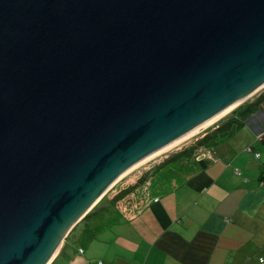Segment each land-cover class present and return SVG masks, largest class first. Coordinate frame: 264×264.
<instances>
[{"label": "water", "instance_id": "95a60500", "mask_svg": "<svg viewBox=\"0 0 264 264\" xmlns=\"http://www.w3.org/2000/svg\"><path fill=\"white\" fill-rule=\"evenodd\" d=\"M263 85L264 0H0V264Z\"/></svg>", "mask_w": 264, "mask_h": 264}, {"label": "crops", "instance_id": "0c3cea01", "mask_svg": "<svg viewBox=\"0 0 264 264\" xmlns=\"http://www.w3.org/2000/svg\"><path fill=\"white\" fill-rule=\"evenodd\" d=\"M179 149L116 187L150 177L154 199L142 212L117 207L118 191L103 196L50 264H257L264 256V87Z\"/></svg>", "mask_w": 264, "mask_h": 264}, {"label": "built area", "instance_id": "2783aa9c", "mask_svg": "<svg viewBox=\"0 0 264 264\" xmlns=\"http://www.w3.org/2000/svg\"><path fill=\"white\" fill-rule=\"evenodd\" d=\"M257 155L259 154L257 153ZM150 186V177H147L142 183L133 187H122L117 193L115 192V195H118L116 198L117 207L127 214H139L154 199ZM128 188L131 190L125 192ZM257 264H264V256L258 258Z\"/></svg>", "mask_w": 264, "mask_h": 264}, {"label": "rangeland", "instance_id": "374dc122", "mask_svg": "<svg viewBox=\"0 0 264 264\" xmlns=\"http://www.w3.org/2000/svg\"><path fill=\"white\" fill-rule=\"evenodd\" d=\"M254 96H255V94H254ZM251 97H253V96L251 95ZM244 101H245V100H244ZM244 101H243V102H244ZM243 102H242V103H243ZM242 103H240V104H242ZM240 104H239V105H240ZM226 115H227V114H226ZM226 115H225V116H226ZM221 120H222V119H220L218 122H216V123L213 124L212 126L216 125V124L219 123ZM212 126H209V127H212ZM209 127H208V128H209ZM204 131H205V130H204ZM201 134H202V132H201V133H197L195 136H192V137L188 138L187 140L183 141L179 146L174 147V148L171 149L170 151L165 152V153H162V154L158 155L157 157H155V158L149 160L148 162L143 163V164L137 166L136 168H134L133 170H131L129 173H127L123 178H121L118 182H116L113 186H111V187L108 189V191L105 193V195H110L111 193H114L115 191H119V190H121L122 187H119V188H116V187H118L122 182H124L125 180H127L129 177H132V176H133L134 174H136V173L139 174V172L142 171V170H144V168H145L148 164H150V163L153 162L154 160H157V159L163 157V156L166 155L167 153L178 152V150H180V149H179L180 147H182V146H184L185 144H187V142H188V143H189V142H194L195 139H196L199 135H201ZM146 178H147V177H144V178L142 179L141 183H142V182L144 181V179H146ZM124 187H127V186H124ZM130 190H131V188H128V189L125 190V192L130 191ZM105 195H104V196H105Z\"/></svg>", "mask_w": 264, "mask_h": 264}, {"label": "bare ground", "instance_id": "6f19581e", "mask_svg": "<svg viewBox=\"0 0 264 264\" xmlns=\"http://www.w3.org/2000/svg\"><path fill=\"white\" fill-rule=\"evenodd\" d=\"M263 87H264V85H263L262 87H260L257 91H255V93L258 92V91H259L261 88H263ZM255 93H253L252 96H253ZM249 97H250V96H249ZM235 108H236V107H235ZM235 108H234V109H235ZM230 112H231V111H230ZM227 114H228V113H227ZM225 115H226V114H225ZM225 115H224V116H225ZM224 116H222V117H220L219 119L215 120L214 122L208 124L207 126L203 127L202 129L198 130L197 132L193 133L192 135L186 137L185 139L181 140L180 142L174 144L173 146L169 147L168 149L162 151L161 153L157 154L156 156L152 157L151 159L157 157L158 155H160V154H162V153H165V152L170 151L171 149H173V148L176 147V146H179L183 141L187 140L188 138H190V137H192V136H195L197 133L202 132L203 130L207 129L209 126H212L213 124H215L216 122H218V121H219L221 118H223ZM151 159H149V160H151ZM149 160L145 161L144 163L148 162ZM142 164H143V163H142ZM140 165H141V164H140ZM135 168H136V167H135ZM132 170H133V169H132ZM130 171H131V170H130ZM130 171H129V172H130ZM129 172H127V173H129ZM127 173H125V174H123L122 176L118 177L117 179L113 180L112 183H110V185H109V186L105 189V191L101 194V196H102L104 193H106V192L108 191V189H109L111 186H113L116 182H118L121 178H123ZM114 197L117 198L118 195H114ZM97 201H98V198H96V200L94 201V203H96ZM61 244H62V243H61ZM61 244H60V245H61ZM60 245H59V247H60ZM59 247H58V249L56 248L55 253L51 256V258L49 259L48 263H49V262L54 258V256L57 254V252H58V250H59Z\"/></svg>", "mask_w": 264, "mask_h": 264}, {"label": "trees", "instance_id": "16d2710c", "mask_svg": "<svg viewBox=\"0 0 264 264\" xmlns=\"http://www.w3.org/2000/svg\"><path fill=\"white\" fill-rule=\"evenodd\" d=\"M261 101V100H260ZM260 101H256V102H253V103H251V104H249L247 107H246V109H244L243 111H242V114L245 116V115H248L249 113H251V112H253L256 108H257V106H258V104H259V102ZM222 119V118H221ZM239 123V122H238ZM210 128V127H209ZM209 128H207V129H209ZM206 129V130H207ZM205 130V131H206Z\"/></svg>", "mask_w": 264, "mask_h": 264}, {"label": "clouds", "instance_id": "9594fccd", "mask_svg": "<svg viewBox=\"0 0 264 264\" xmlns=\"http://www.w3.org/2000/svg\"><path fill=\"white\" fill-rule=\"evenodd\" d=\"M206 130V129H205Z\"/></svg>", "mask_w": 264, "mask_h": 264}]
</instances>
